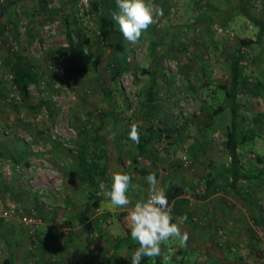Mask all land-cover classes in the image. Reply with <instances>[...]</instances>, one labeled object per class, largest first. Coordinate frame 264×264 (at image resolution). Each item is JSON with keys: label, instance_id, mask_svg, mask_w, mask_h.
Returning <instances> with one entry per match:
<instances>
[{"label": "rangeland", "instance_id": "1", "mask_svg": "<svg viewBox=\"0 0 264 264\" xmlns=\"http://www.w3.org/2000/svg\"><path fill=\"white\" fill-rule=\"evenodd\" d=\"M78 1L0 0V26L4 27L0 34V213L14 205L23 214L32 210L41 219L34 226L15 214L0 217V260L12 250L16 256L27 247L43 246V232L50 227L59 230L65 222L62 214L77 212L76 206H66L59 153L68 164L75 163L82 145L87 158L96 147L123 156L132 147L130 126L141 125L146 118L155 125L157 120L172 122L166 143L172 142V151L181 153L178 160L185 167L191 165L196 177L229 160L224 136L230 129V113L215 85L228 86L229 63L238 41L253 39L256 33L252 22L240 14L239 0H150L164 14L154 17L136 43L128 42L113 21L121 49L113 48L115 37L105 42L96 35L90 0L87 6ZM249 12L264 20V0H251ZM64 20L78 35L90 37L88 54L70 46ZM77 38L70 35L73 44ZM243 49L240 66L245 82L237 88L235 130L247 136L238 147V159L251 180L239 186L251 208L230 194L225 198L242 234L232 233L234 221L227 216L221 223L216 222V214L211 226L209 216H196L200 235L188 229L185 246L173 241L177 250L171 251L168 264H264V222L259 220L264 215V172L252 176L255 169H264V52L256 44ZM15 52L35 74L36 82L26 86L24 97L11 85ZM108 61L117 62L122 70L113 75ZM215 89L223 109L209 116L215 102L210 91ZM152 99L155 107L147 104ZM193 115L200 122L210 119L207 138L191 139L187 134L190 129L184 125L189 126ZM85 193L77 196L85 199Z\"/></svg>", "mask_w": 264, "mask_h": 264}, {"label": "crops", "instance_id": "2", "mask_svg": "<svg viewBox=\"0 0 264 264\" xmlns=\"http://www.w3.org/2000/svg\"><path fill=\"white\" fill-rule=\"evenodd\" d=\"M147 104L151 107H155L153 99L147 102ZM223 106L226 107L225 102ZM194 117L196 116L193 115L192 119L188 121L189 126L187 124L184 125L185 130L190 129V133L187 134L191 136V139H193L192 136L197 135H202L204 138H207V136H209V129L206 125H209L210 119L205 117V121L202 120L203 122H200V120ZM157 121L158 124L155 125L149 123L147 119L144 118L141 121V125L137 126L140 134L139 140L147 137L151 138L146 142L143 152L141 153L137 152L136 143L133 141H131L132 147L124 152L125 154L123 156H121L120 151L110 154L108 151L96 147L97 149L91 152L87 161L92 160L95 154L100 155L98 161L105 167V170L102 172L99 170H92L89 175L87 173L85 176H82L77 159L74 161L75 163L68 164L65 159L66 157L62 155V157L64 156L65 158L63 157L64 159H61V153H59L58 158L60 167L58 168L63 175V188L67 195L66 206H76L77 212L63 213L62 219H64L65 222L59 230L56 231L50 227L49 230L43 232V246L41 245V247L37 249L27 247L26 251L22 249V252H16V256H12V254H14L12 250L11 254L10 251L6 252L3 257L9 258L11 264H103L106 258L111 254L119 255L124 258L131 257L135 249L139 247L132 239L128 241L125 238L127 234L126 229L130 230L127 216L131 205L128 209L113 208L110 206L109 202L99 194V182L103 181L106 186H109L112 173L121 170L128 172L132 176L131 185L133 187H130L128 196L132 200L133 205L137 200L147 196V189L149 186L145 178L150 173L155 174L159 185L164 187L166 191L171 189V186H181L183 188L182 192H178L180 194L170 200L169 206L172 208V222L177 223L182 231L186 232L188 229H193L194 232H197L198 228L195 226L194 221H196V216L199 217L200 215L209 216L210 223H208V226H211L212 221L216 218V214H218V221L216 222L222 221L221 223H224L225 219L227 220V216L229 217L228 220L233 219L234 221L232 233L242 234L237 228L238 224L237 221H235V217L233 218V216L228 213L230 211L228 210L230 203L225 199L229 197L227 194L224 197L225 193L216 190V192L209 194L206 198L199 199L192 193L194 190L202 191L204 188L203 178L213 172V167L219 163L209 167L206 176H204V174L196 177L195 174L192 173L194 170L191 165L185 167V165L178 160L179 153L172 151L170 145L172 142L166 143V137L168 136V139L171 137L169 133L172 129V122ZM93 129H98V127H94ZM180 155L181 153L179 156ZM190 156L193 157L194 152L192 155H189V157ZM61 161L64 162L61 163ZM204 166H206L205 163ZM256 171L253 172L254 175L252 176L256 177ZM250 180L251 178L245 183H248ZM242 184L244 183H240V185ZM82 191L86 193L84 195L85 199L81 200L79 196H82ZM90 193L99 197L98 206L91 212L86 220L79 223V216L81 215L85 203L88 202L87 199ZM75 195L76 197H74ZM188 208L193 212L191 213V211L187 210ZM118 213L123 214L117 216ZM73 221L75 222L74 224ZM198 234L200 235V232ZM117 240L121 242L117 243ZM46 241L48 242L47 245ZM170 243H173V246L167 247V244ZM164 245L166 246L167 252L169 249L172 251L177 250L173 241L163 244L162 250ZM161 260L163 261V259Z\"/></svg>", "mask_w": 264, "mask_h": 264}, {"label": "trees", "instance_id": "3", "mask_svg": "<svg viewBox=\"0 0 264 264\" xmlns=\"http://www.w3.org/2000/svg\"><path fill=\"white\" fill-rule=\"evenodd\" d=\"M263 1V0H260ZM251 0H239V6L238 10L240 14L249 19L252 22V25L256 28V33L254 35L253 39L245 38L240 39L237 52L232 57L230 63H229V83L228 86L226 84L217 83L215 85L216 89L219 90L221 94V98L225 100L226 107L229 110L230 113V129L225 133L224 136V147L226 149V153L228 156V162L227 163H219L215 167H213V172H211L207 177L203 178L204 182V188L202 191L194 190L192 193L196 198L204 199L206 196H208L211 193L216 192V190H220L225 194H231L234 198L241 200L243 203H246L250 207V200L245 199V196L241 193V188L239 186L240 183L246 182L248 179H250V174L245 173L243 170V165L240 163L238 159V147L245 142H247V136L245 135H238L236 132V116L238 111V104L236 100V94H237V88L239 85H241L243 82H245V79L243 75H241V69L242 66H240V63L243 64V53H244V46H249L250 44H256L258 48L264 52V20L261 18H257L250 14L249 12V5ZM90 6L89 11L93 12L96 17L94 19V22L96 23V35L101 38L103 41L109 40L111 37H115L116 40L113 43L114 49H121L122 44L120 42V33L114 29L113 27V20H112V13L115 12L117 9L116 0H103V1H95L90 0ZM66 23L64 25V31L65 35L67 36V39L69 41L70 46H73L74 50L77 52H80L84 55L88 54V44L89 36H87L85 33H82L81 35H78L77 29L74 31L71 30L67 26V21L64 20ZM4 27L0 26V34L3 33ZM76 34L78 36L77 41L75 44H73V41L70 39L71 34ZM14 60L12 61L10 65V72H11V85L17 95L20 97H24L27 93L26 86L29 83H35V74L31 72V67L25 66V62L23 61V56L20 53H13ZM247 60V59H246ZM95 61L92 60V63ZM115 62V61H114ZM246 63V62H245ZM108 64L110 65V69L113 73V75H117L121 70V66L116 62L113 63V61H108ZM145 72V71H144ZM214 90H211L212 98L215 100L214 107L209 113V116L212 114H216L220 112L223 109V106L221 105L222 99L217 100V94ZM264 116V113L262 114ZM152 134V133H151ZM150 134V135H151ZM152 137V136H151ZM151 139L150 137L144 138L139 140V144L136 145V149L138 153L143 152L144 146L146 145V142ZM83 146H80L78 148L77 153V161H78V167L80 169L81 175L85 176L87 173L88 175L91 173V171L99 170L100 172L105 170V167L101 165L98 161L100 159V155H96L95 157L87 161L86 152L83 150ZM97 149V148H96ZM99 152V151H98ZM256 160L259 162L260 157L258 155L255 156ZM96 159V160H95ZM257 169H255L256 171ZM264 172L263 170H257L256 171V178L260 176V174ZM100 174V173H99ZM102 177V176H101ZM181 186H171V189H168L166 191V195L168 198V201L170 203V200L174 198L175 196L179 195L182 192ZM181 191V192H180ZM180 192V193H178ZM88 202L85 203L84 208L81 212V215L79 216V223L86 220L91 212H93L99 202V197L95 194H89L88 195ZM123 213H118L117 216L122 215ZM185 216V215H184ZM250 218L252 221L256 223L254 220V216L250 214ZM261 222H264V215L261 214L259 217ZM126 240H130V230L126 229ZM121 241L117 240V243H120ZM133 244V243H131ZM162 252H167L166 246L164 245ZM182 253V252H181ZM163 257H155V258H143L141 260V264H164V262L161 260ZM0 264H11L10 259L7 257H3L0 261ZM103 264H131V257L124 258L119 255L111 254L109 255L105 262Z\"/></svg>", "mask_w": 264, "mask_h": 264}, {"label": "clouds", "instance_id": "4", "mask_svg": "<svg viewBox=\"0 0 264 264\" xmlns=\"http://www.w3.org/2000/svg\"><path fill=\"white\" fill-rule=\"evenodd\" d=\"M118 12L112 13V20L118 25L123 37L130 43H136L143 32L154 22L155 16H163V9L150 0H116ZM139 130L137 125L130 126L128 138L139 144ZM148 184L147 196L137 200L134 205L128 196L132 176L125 171H115L111 176L109 186L99 182L100 195L110 206L128 209L130 236L139 247L131 255V264H141L143 258L163 257L164 264H168L171 249L162 252V245L176 241L185 246L189 239L187 232H183L177 223H173L172 208L166 195V189L159 185L154 173L146 178Z\"/></svg>", "mask_w": 264, "mask_h": 264}, {"label": "built area", "instance_id": "5", "mask_svg": "<svg viewBox=\"0 0 264 264\" xmlns=\"http://www.w3.org/2000/svg\"><path fill=\"white\" fill-rule=\"evenodd\" d=\"M89 0H79L78 5L80 6H87ZM184 156H182V160H184ZM146 198V197H145ZM12 214H15L19 221H22L26 225L33 224L37 226L41 223V219L37 216L32 210L28 212V214H23L20 209H15L14 205H8L5 210L0 213V217H9Z\"/></svg>", "mask_w": 264, "mask_h": 264}]
</instances>
